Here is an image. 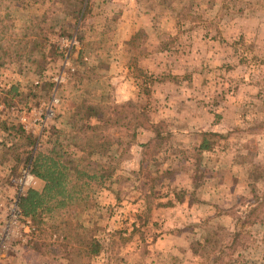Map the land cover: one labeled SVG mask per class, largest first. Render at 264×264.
I'll return each mask as SVG.
<instances>
[{
    "label": "rangeland",
    "instance_id": "obj_1",
    "mask_svg": "<svg viewBox=\"0 0 264 264\" xmlns=\"http://www.w3.org/2000/svg\"><path fill=\"white\" fill-rule=\"evenodd\" d=\"M160 50L171 58L151 71ZM176 90L194 104L174 105ZM188 113L199 123L175 116ZM86 125L122 142L91 157L111 181L33 221L1 264H264V0H0V200L25 169L24 133L42 150L57 133L77 158Z\"/></svg>",
    "mask_w": 264,
    "mask_h": 264
},
{
    "label": "trees",
    "instance_id": "obj_2",
    "mask_svg": "<svg viewBox=\"0 0 264 264\" xmlns=\"http://www.w3.org/2000/svg\"><path fill=\"white\" fill-rule=\"evenodd\" d=\"M86 128L90 132L84 134L79 148L81 154L77 158L68 150H64L57 133L49 139V148L42 150L37 146V137L20 130L24 133L29 146L26 167L43 182L40 189L28 188L19 201L22 213L32 221L41 223L45 218L69 213L73 207L88 200L93 188H104L106 183L111 181L110 164L104 168H95L92 166L91 157L122 142L119 139L114 142L98 125H86ZM208 147L206 140L202 139L198 150H205ZM183 192L181 190V193ZM66 221L65 223L70 226ZM79 241L81 244L86 242L87 255H97L101 249V244L96 238ZM227 263L228 261L225 264Z\"/></svg>",
    "mask_w": 264,
    "mask_h": 264
},
{
    "label": "built area",
    "instance_id": "obj_3",
    "mask_svg": "<svg viewBox=\"0 0 264 264\" xmlns=\"http://www.w3.org/2000/svg\"><path fill=\"white\" fill-rule=\"evenodd\" d=\"M61 42L65 46L64 66L69 64L67 60L68 52L77 44L74 36L62 38ZM63 73H59L51 78L53 83L52 98L49 106L44 113L31 120L32 123L44 128L46 118L53 116L52 105L58 101L57 88L58 84L63 80ZM22 122H26L27 117H21ZM28 122V121H27ZM38 139V138H37ZM37 181H42L34 176L28 167L25 166L23 174L15 182V189L7 198L0 200V264L10 256L16 254L21 246H26L30 243L35 232L33 221L28 216H25L20 207L19 201L25 195L28 188H34Z\"/></svg>",
    "mask_w": 264,
    "mask_h": 264
},
{
    "label": "crops",
    "instance_id": "obj_4",
    "mask_svg": "<svg viewBox=\"0 0 264 264\" xmlns=\"http://www.w3.org/2000/svg\"><path fill=\"white\" fill-rule=\"evenodd\" d=\"M168 51H166V50H164V51H157V52H155V53H148L146 56V58H147V61H148V64L149 65H147V67L149 68V69H151V71H156L157 69H158V67L157 66H155L154 64H153V61H155L154 59H152V58H155V57H157L159 54H164V53H167ZM169 54H171L170 52H168V58H171L170 56H169ZM173 57V56H172ZM146 60V59H145ZM174 60V59H173ZM170 61V60H169ZM147 63V62H146ZM156 67V68H155ZM161 82H163V81H161ZM160 82V83H161ZM163 86V85H162ZM156 87V86H155ZM158 89V87H156V94H157V97L158 98H160V99H165L166 98V96H167V94H165V93H160L161 92V90H157ZM161 89V88H160ZM178 91L179 90H176V95L174 96L176 99H174L173 101H174V105H176V106H180V105H182V106H185V105H193L194 104V101H193V99L192 100H190V99H186L185 97H182L183 95H180L179 93H178ZM167 93V92H166ZM171 95H172V93H171ZM169 97V96H168ZM173 97V96H172ZM169 98H171V96L169 97ZM182 99H183V101H182ZM174 111H175V109H174ZM179 111V110H178ZM191 111V109H189V112ZM205 112V113H204ZM181 113V112H180ZM207 114V112L202 108V104H201V116L203 117V118H205L207 121H210V117L208 116V115H206ZM175 116L177 117V119H180V118H184V119H187V120H190V122H193V123H199V121L200 120H198V118L196 117V115L195 114H190V113H188V117L186 116V117H184V116H182V117H179V116H177L176 114H175ZM206 128H208V129H211V125H210V123H208L207 122V124H206V127H204L203 129H206Z\"/></svg>",
    "mask_w": 264,
    "mask_h": 264
}]
</instances>
